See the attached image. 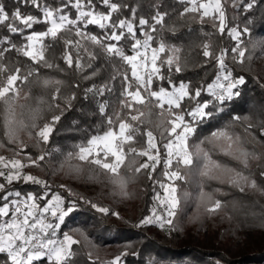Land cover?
<instances>
[{
  "label": "snow or ice",
  "instance_id": "1",
  "mask_svg": "<svg viewBox=\"0 0 264 264\" xmlns=\"http://www.w3.org/2000/svg\"><path fill=\"white\" fill-rule=\"evenodd\" d=\"M179 3L183 7L169 24L166 18L170 13L159 6L144 15L127 0H16L14 8L0 0V150L11 153L0 154V264H75L73 258L78 253L74 245L89 248L88 259L96 264L99 257L93 258L91 249L97 246L89 237L79 228L63 231L62 226L81 203L120 218L118 212L67 185L58 186L63 192L55 190L47 179L29 171L45 169L42 162L52 155L46 146L77 99L75 91L64 92V80L40 73L41 68L65 72L59 61L84 81H94L99 75L98 61L103 60V67L110 72L99 84L93 82L84 89L85 100H96L101 124L95 134L62 154L53 174L67 170V174L80 176L87 166L89 173L107 176L118 189L115 194L127 198L129 183L143 172L153 183V207L137 227L156 225L169 231L176 230L174 220L182 201L190 195L181 190L178 181L199 177L198 201L210 215L225 205L204 191L207 181L216 180L241 193L251 189L264 195V187L251 173L255 162L264 178V141L260 151L255 147L249 150L245 138L227 126L203 139L198 136L200 125L241 95L246 79L235 74L231 65L250 63L257 45L264 44V34L259 40L251 39L250 21L242 28L235 22L241 12L256 7L257 0ZM21 5H30L39 15L22 12ZM194 22L202 26V32L205 25L213 30L203 32L204 39L195 45L202 61L192 57L191 45L172 43L165 35L177 37L181 24ZM214 35L222 40L227 37L230 43L218 44ZM209 65L211 74L206 72L196 83L183 77L189 67ZM30 85H38L42 94L34 97ZM73 87L80 88V83ZM106 94L115 95L114 105L97 99ZM204 95L210 99H203ZM48 112L52 113L50 120L45 119ZM232 120L244 126L254 143L250 117L234 115ZM24 136L39 150L37 154L25 151L29 143ZM213 152L238 167L214 159ZM161 164L160 176H154ZM129 254L136 253L126 246L103 264H124Z\"/></svg>",
  "mask_w": 264,
  "mask_h": 264
},
{
  "label": "trees",
  "instance_id": "2",
  "mask_svg": "<svg viewBox=\"0 0 264 264\" xmlns=\"http://www.w3.org/2000/svg\"><path fill=\"white\" fill-rule=\"evenodd\" d=\"M9 8H14L16 0H3ZM49 3H59V0H48ZM128 3L141 10V14L150 15L154 13L155 7L159 6L162 11L170 13V18H166L167 23L171 24L176 20V13L182 9L183 5L179 0H127ZM21 11L39 15L36 9L21 5ZM232 10L229 9L231 17ZM251 29V39L259 40L264 34V0H257V6L249 12H241L237 17L236 23L241 28L245 21ZM42 28L43 26H37ZM202 26L199 23L189 25L181 24L178 28L177 37H171L170 33L165 35L170 37V42L177 44L191 45L192 57L197 61H202V56L198 55L199 49L195 47L204 39L203 32H212L210 26ZM97 31L96 29H92ZM213 39L218 44H229L230 41L225 37L223 40L214 35ZM247 42L249 37L244 38ZM61 49H56L59 55ZM253 59L249 63L247 60L243 66L231 65L235 74L243 75L246 84L241 88V95L233 101L226 104L223 111L216 113L206 123L200 125L198 129L199 138L203 139L209 136L216 129L229 127L232 131L240 134L246 140V147L252 150L253 147L260 151V142L264 141V135L261 134L264 128V68L257 62L264 57V44H258L252 53ZM65 72H52L51 70L41 68V75H54L65 81L67 87L65 93L75 91L77 99L73 102V107L66 111L60 122L56 125L49 144L46 146L51 152V157L42 162L45 169L31 168L33 174L47 179L55 190L62 191L58 186L65 184L74 192L79 193L100 206L108 207L111 211L118 212L120 218L112 215H104L92 209L89 205L81 203L79 209L67 220L66 226H62L63 231L72 229H81L97 247L91 249L93 258L99 253H106L105 259L100 257L96 264H103L104 261L112 259L115 255L130 246L129 254L124 257V264H264V195L257 191L247 189L244 193L236 188L229 187L227 184H221L216 180L204 183V191L212 194L214 199H220L225 207L215 214H208L202 204H199L198 193L200 190L199 177L193 176L187 182H180L182 191H187L189 197L182 201L180 210L174 220L176 230L169 231L155 228L153 226L137 227L139 221L150 214L153 205V183L147 178L145 173H141L133 182L128 185L129 196L122 198L115 194L118 189L109 182V178L103 174L89 173L87 166L80 176L67 174L65 171H55L59 169V163L63 160V153L72 150L74 144L83 141L87 135L95 134L97 126L101 124L102 118L98 112L96 100L83 98L84 89L93 82L99 84L107 78L110 69L103 67L104 61H98L101 66L99 75L93 80H81L72 70L66 68L63 61H59ZM212 66L206 68L199 66L189 67L183 73L185 79H191L194 83L198 82L205 73L211 74ZM77 82L80 88L73 87ZM32 95L35 97L42 94V89L38 85H30ZM27 91V87L25 88ZM107 100L109 105H114L115 95L106 94L104 97L97 98ZM203 99H210L207 95ZM25 101H21L24 103ZM111 112V108H109ZM51 112L45 113V119H51ZM234 115L250 117V123L253 125L252 136L255 137L253 143L250 137L244 132V126L234 122ZM43 121H41L42 123ZM29 143L26 152L33 155L38 153V149L31 146L27 136L23 137ZM59 150V151H57ZM0 154L11 155L6 150H0ZM213 158L228 164L231 167H238L236 162L222 156L218 152H213ZM163 165L157 168L154 176L159 177ZM259 171L253 162L251 173L256 179L258 185L264 187V178L259 176ZM29 190L35 186H25ZM216 189H221L217 192ZM158 190V188H157ZM64 195H67L64 192ZM199 205V206H198ZM211 225H217L220 231L217 233L213 247L197 245L191 240L188 231H199L206 228V222ZM77 239H82L76 235ZM243 241H255L257 244L256 252L248 251L240 256L232 255L231 251L236 248V244ZM77 251L75 264H92L88 259L87 253L90 250L82 245H74Z\"/></svg>",
  "mask_w": 264,
  "mask_h": 264
},
{
  "label": "rangeland",
  "instance_id": "3",
  "mask_svg": "<svg viewBox=\"0 0 264 264\" xmlns=\"http://www.w3.org/2000/svg\"><path fill=\"white\" fill-rule=\"evenodd\" d=\"M257 64L260 67L264 68V57H262L260 60H258ZM152 207H153V205H152ZM162 211H163V209H158V212H162ZM150 214H151V211H150ZM205 225H206V228H202L199 231L189 230L188 235L191 236V239H192L191 241L197 245H202L205 247H213L215 240L217 239V235H218L217 233L220 231V228L216 224L211 225L209 221H207ZM150 226H153L155 228H159L156 225H150ZM164 230H167V228H165ZM249 249H251V251H253V252H256L257 244L255 241H243V242L236 244V248L231 251V254L236 255V256H240L242 253L248 251ZM97 256L99 258L103 257L105 259L108 257V255L106 253H99L95 257H97Z\"/></svg>",
  "mask_w": 264,
  "mask_h": 264
}]
</instances>
